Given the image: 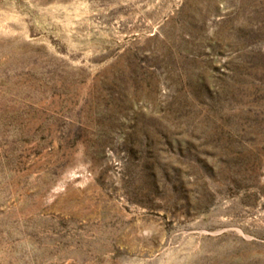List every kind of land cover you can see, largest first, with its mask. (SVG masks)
<instances>
[{
    "label": "rangeland",
    "instance_id": "374dc122",
    "mask_svg": "<svg viewBox=\"0 0 264 264\" xmlns=\"http://www.w3.org/2000/svg\"><path fill=\"white\" fill-rule=\"evenodd\" d=\"M0 264H264V0H0Z\"/></svg>",
    "mask_w": 264,
    "mask_h": 264
}]
</instances>
